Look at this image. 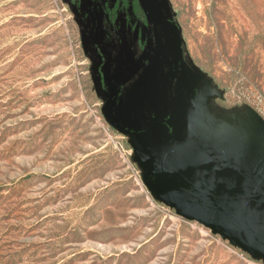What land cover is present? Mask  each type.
<instances>
[{
	"label": "rangeland",
	"instance_id": "374dc122",
	"mask_svg": "<svg viewBox=\"0 0 264 264\" xmlns=\"http://www.w3.org/2000/svg\"><path fill=\"white\" fill-rule=\"evenodd\" d=\"M208 94L190 130L264 124V0H168ZM67 0H0V264H264L147 188Z\"/></svg>",
	"mask_w": 264,
	"mask_h": 264
},
{
	"label": "water",
	"instance_id": "95a60500",
	"mask_svg": "<svg viewBox=\"0 0 264 264\" xmlns=\"http://www.w3.org/2000/svg\"><path fill=\"white\" fill-rule=\"evenodd\" d=\"M140 2L147 20L168 37L159 44L162 60L153 61L151 74L127 91L123 104L107 100L104 116L131 135L143 182L161 203L264 259V124L216 138L196 129L186 135L209 95L197 91L201 78L184 60L168 0Z\"/></svg>",
	"mask_w": 264,
	"mask_h": 264
},
{
	"label": "flooded vegetation",
	"instance_id": "af4514ba",
	"mask_svg": "<svg viewBox=\"0 0 264 264\" xmlns=\"http://www.w3.org/2000/svg\"><path fill=\"white\" fill-rule=\"evenodd\" d=\"M67 1L75 14L83 52L91 59L93 91L102 96L103 106L109 99L116 106L123 104L127 91L151 74L153 61L162 60L159 44L168 40L166 33L147 20L140 0ZM167 73L162 65L161 74Z\"/></svg>",
	"mask_w": 264,
	"mask_h": 264
}]
</instances>
